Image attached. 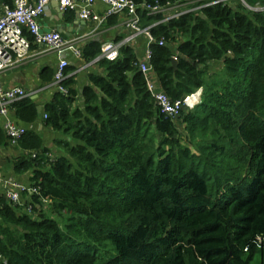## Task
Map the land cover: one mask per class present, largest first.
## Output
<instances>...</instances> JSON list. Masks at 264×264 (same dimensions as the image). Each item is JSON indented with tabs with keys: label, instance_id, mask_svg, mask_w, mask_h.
<instances>
[{
	"label": "trees",
	"instance_id": "16d2710c",
	"mask_svg": "<svg viewBox=\"0 0 264 264\" xmlns=\"http://www.w3.org/2000/svg\"><path fill=\"white\" fill-rule=\"evenodd\" d=\"M138 13L142 27L162 18ZM149 31L165 38L150 44L160 89L177 100L202 88L200 102L163 113L129 45L99 58L103 72H89L81 91L66 67L67 92L43 107V125L63 135L58 153L36 131L18 142L27 152L13 171L29 172L37 192L23 205L0 196V264L264 260V10L214 4ZM99 54L97 42L82 50L86 62ZM10 107L22 122L38 119L29 97Z\"/></svg>",
	"mask_w": 264,
	"mask_h": 264
},
{
	"label": "built area",
	"instance_id": "2783aa9c",
	"mask_svg": "<svg viewBox=\"0 0 264 264\" xmlns=\"http://www.w3.org/2000/svg\"><path fill=\"white\" fill-rule=\"evenodd\" d=\"M52 1H57L60 11H77L80 19L93 21L97 26L104 23L110 16L126 13L124 24L129 30L128 34L121 40L102 42L100 54L95 60L99 58L115 60L119 56L121 46L129 45L134 37L139 34L145 35L147 43L144 59H138V68L145 76L147 89L154 98L155 104L163 113L173 118L177 117L182 109H192L200 102L202 88L196 89L181 99L172 100L164 91L156 87L149 78L150 73H152V67L149 64L150 44L157 42L159 45H164L165 38L161 37L155 40L149 31L150 27L170 19H178L186 13H197L202 8L214 4L235 6L240 3L249 11L264 10V5H261L258 0L254 5H250L246 0H175L173 2L167 1L164 4L157 1L154 3L144 1L138 4L135 0H10L9 3L0 2V114L5 118L4 131L11 145H17L22 136L29 131L26 126L18 124L9 115L12 102L26 97L27 93L19 86L4 87L2 73L16 65L27 55L32 42L45 44L60 56L54 72L53 84L56 91L66 93L67 89L62 85V82L66 78L65 68L69 62L62 54L65 50H69L75 57L82 56L78 46L72 42L64 41L59 31H42L38 19L46 13ZM96 3H103L107 7L102 13H98L93 8ZM138 7L145 10L148 15L160 14L162 18L156 23L142 27ZM25 32L32 37L33 41L30 42ZM177 41H182V37L177 36ZM171 58L177 60V55L175 54ZM2 184V196L12 204H20L22 193H25L28 199L31 194L37 192V187L30 184L23 185L12 177L4 179ZM43 202L48 203L46 200ZM30 208L31 204L29 203L27 209Z\"/></svg>",
	"mask_w": 264,
	"mask_h": 264
},
{
	"label": "crops",
	"instance_id": "0c3cea01",
	"mask_svg": "<svg viewBox=\"0 0 264 264\" xmlns=\"http://www.w3.org/2000/svg\"><path fill=\"white\" fill-rule=\"evenodd\" d=\"M2 2V1H1ZM103 3H96L93 8L96 12L102 13L106 9ZM54 4L49 5V9L38 21L42 31L58 30V27H63L60 32L64 41L72 42L78 48L83 50L84 46L90 42H97L102 44L105 41H117L123 39L129 32L125 26L126 13H119L111 16L104 23L97 26L93 21H85V25L77 22V11L64 12L62 15ZM146 37L139 34L129 43L132 47L137 59H144V52L146 47ZM69 65L67 67H75L70 73L74 75L77 81L76 87L81 91L82 86L88 81V73L98 72L102 73L103 68L96 64L97 60L86 62L83 56L75 57L71 51L65 50L62 54ZM60 56L53 49H50L45 44L31 43L27 55L16 65L5 70L2 73V82L4 87H22L31 100L42 107L41 115L34 123H25L19 120L10 107V117L20 125H24L28 130L38 132L45 146L52 152L58 150L57 141L62 139V134L50 127L43 125V107L48 102L54 92H56L53 84V76L56 70ZM67 76V75H66ZM149 78L155 83L156 87L160 89L154 72L150 73ZM81 97L76 104H80ZM5 118L0 114V129L4 131ZM5 132V131H4ZM6 134V133H5ZM59 151V150H58ZM61 151V150H60ZM27 151L17 145H11L7 140L0 144V196L3 194V180L7 177H12L23 185H29V172L16 174L13 171V161L21 154ZM54 154V152H53Z\"/></svg>",
	"mask_w": 264,
	"mask_h": 264
},
{
	"label": "water",
	"instance_id": "95a60500",
	"mask_svg": "<svg viewBox=\"0 0 264 264\" xmlns=\"http://www.w3.org/2000/svg\"><path fill=\"white\" fill-rule=\"evenodd\" d=\"M51 4H54L55 7L58 8V3H57V1H52ZM59 13L62 15L64 12L61 11V12H59ZM77 22H78L79 24H81L82 26L85 25V21L82 20V19H80V18H78ZM58 30H59V32H61V31L63 30V27H61V26L58 27ZM171 62H172V66L175 68V67H176V64H177V60L171 58ZM36 109H37L38 115H41L42 107H41L40 105H37V106H36Z\"/></svg>",
	"mask_w": 264,
	"mask_h": 264
},
{
	"label": "rangeland",
	"instance_id": "374dc122",
	"mask_svg": "<svg viewBox=\"0 0 264 264\" xmlns=\"http://www.w3.org/2000/svg\"><path fill=\"white\" fill-rule=\"evenodd\" d=\"M183 130V126L180 125V127ZM54 153H58V151H53ZM27 201V196L25 193L21 194V200H20V205H23ZM250 264H264V260L261 258V255L257 254L254 256L253 260L250 262Z\"/></svg>",
	"mask_w": 264,
	"mask_h": 264
}]
</instances>
